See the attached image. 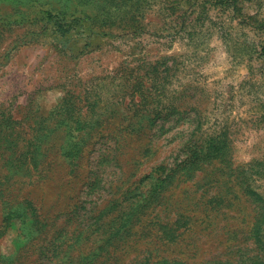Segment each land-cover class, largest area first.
I'll return each mask as SVG.
<instances>
[{
  "label": "rangeland",
  "instance_id": "obj_1",
  "mask_svg": "<svg viewBox=\"0 0 264 264\" xmlns=\"http://www.w3.org/2000/svg\"><path fill=\"white\" fill-rule=\"evenodd\" d=\"M0 264H264V0H0Z\"/></svg>",
  "mask_w": 264,
  "mask_h": 264
},
{
  "label": "trees",
  "instance_id": "obj_2",
  "mask_svg": "<svg viewBox=\"0 0 264 264\" xmlns=\"http://www.w3.org/2000/svg\"><path fill=\"white\" fill-rule=\"evenodd\" d=\"M52 19V18H51Z\"/></svg>",
  "mask_w": 264,
  "mask_h": 264
}]
</instances>
